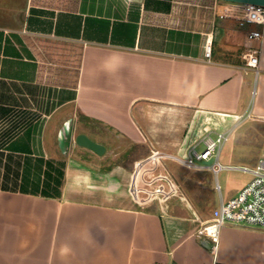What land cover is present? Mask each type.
I'll list each match as a JSON object with an SVG mask.
<instances>
[{
	"label": "crops",
	"instance_id": "0c3cea01",
	"mask_svg": "<svg viewBox=\"0 0 264 264\" xmlns=\"http://www.w3.org/2000/svg\"><path fill=\"white\" fill-rule=\"evenodd\" d=\"M242 5L264 0H0V264H264V231L197 236L243 185L217 201L207 167L184 186L161 153L131 173L75 143L99 141L84 119L145 144L143 103L264 127L261 27L220 18ZM249 50L256 70L227 57Z\"/></svg>",
	"mask_w": 264,
	"mask_h": 264
},
{
	"label": "rangeland",
	"instance_id": "374dc122",
	"mask_svg": "<svg viewBox=\"0 0 264 264\" xmlns=\"http://www.w3.org/2000/svg\"><path fill=\"white\" fill-rule=\"evenodd\" d=\"M227 57L243 66L244 60L241 52H239V56L234 53L227 55ZM135 113L147 132L145 144L129 143L126 138L125 141H121L118 139L120 136L115 131L98 122L82 119V125L87 133L99 140L95 142L107 146L112 153L118 155L117 158L120 159V163L125 164L126 167H131V173L136 170L138 162H142L144 167L146 165L144 169L155 167L150 162L146 163V159L153 157L155 152L169 157L165 162L172 161L171 164L179 174L178 180L184 186L189 184L190 179H193L192 176L194 177L196 173L204 175L207 172L206 170L185 167L179 161L185 159L190 149L202 139L205 134V127L209 124L206 119H201L202 117L195 115L176 114L165 107L150 103L141 104L136 108ZM197 149L202 152L205 147L201 144ZM263 157L264 127L252 122H246L240 126L220 151V162L224 166L234 168H252ZM209 178L213 180V189H215L217 201L220 199V193L216 189L217 183L221 186V192L226 194L242 185L243 188L251 180L250 175L238 170L223 172L218 178L215 174L209 173Z\"/></svg>",
	"mask_w": 264,
	"mask_h": 264
},
{
	"label": "built area",
	"instance_id": "2783aa9c",
	"mask_svg": "<svg viewBox=\"0 0 264 264\" xmlns=\"http://www.w3.org/2000/svg\"><path fill=\"white\" fill-rule=\"evenodd\" d=\"M221 18L233 19L240 27L258 26L261 30L250 31L247 35L249 42L261 41L264 36V7L256 5H242L225 11ZM212 45L207 44L205 48V59L210 61ZM245 68L256 70L259 66V51L249 50L243 55ZM230 132L207 130L202 139L190 149L185 159L179 160L188 168H205L201 162L213 163L207 168L218 174L222 170H238L251 176V180L239 193L228 200L221 202L219 216L198 231V238L206 237L212 243L218 241V234L224 226L242 227L264 231V157L260 158L252 168H234L224 166L220 160V151L229 141ZM203 144L205 149L199 152L197 147Z\"/></svg>",
	"mask_w": 264,
	"mask_h": 264
},
{
	"label": "water",
	"instance_id": "95a60500",
	"mask_svg": "<svg viewBox=\"0 0 264 264\" xmlns=\"http://www.w3.org/2000/svg\"><path fill=\"white\" fill-rule=\"evenodd\" d=\"M76 145L80 148H84V149H88L90 151H92L93 153H95L98 156H103L106 152V148L93 141L92 139H90L87 135L85 134H80L78 135V137L76 138L75 141ZM213 163V159L208 161V162H201L200 164L202 166L208 167Z\"/></svg>",
	"mask_w": 264,
	"mask_h": 264
},
{
	"label": "clouds",
	"instance_id": "9594fccd",
	"mask_svg": "<svg viewBox=\"0 0 264 264\" xmlns=\"http://www.w3.org/2000/svg\"><path fill=\"white\" fill-rule=\"evenodd\" d=\"M65 251H66V249H65Z\"/></svg>",
	"mask_w": 264,
	"mask_h": 264
}]
</instances>
